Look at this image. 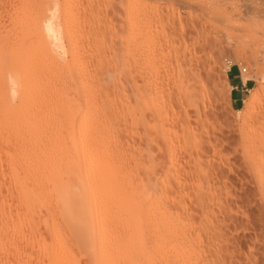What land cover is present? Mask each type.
Listing matches in <instances>:
<instances>
[{"label":"rangeland","instance_id":"1","mask_svg":"<svg viewBox=\"0 0 264 264\" xmlns=\"http://www.w3.org/2000/svg\"><path fill=\"white\" fill-rule=\"evenodd\" d=\"M33 2L0 0V78L5 58L13 51V31L22 20L57 8L71 28L56 24L52 33L43 27L46 42L52 45L59 34L61 45L50 53L36 48L29 56L31 69H39V86L18 91L0 84V136L60 134L69 106L62 97L63 83L78 68H86V85L79 88L74 104L83 108L82 126L87 132H121L128 168L154 169H142L137 177L147 185L157 181L164 206H170L176 221L183 220L176 222H183L186 230L181 231L184 236L176 234L179 247L187 248L189 237L201 248L204 264H264V188L248 152L264 133V0H49L42 7ZM136 6L148 7L151 15L142 26L144 37L126 22ZM95 44L108 48L95 51ZM97 52L104 64L100 67L94 60L90 67ZM197 63L204 70L200 80L206 83L195 80ZM231 66L247 68L243 78L249 91L239 106L231 100ZM117 75L116 84L112 77ZM93 78L108 82L95 88ZM255 90L261 96L251 107ZM12 124L16 130H11ZM4 168L6 164H0V197L10 201V173ZM41 214L63 228L60 219ZM27 224L22 226L25 232ZM39 231L37 236L49 238L42 226ZM150 236L142 235L139 244L148 243L152 250L155 240ZM8 244L0 245V264H47L37 248L23 244L15 252ZM86 260L83 256L81 263Z\"/></svg>","mask_w":264,"mask_h":264},{"label":"bare ground","instance_id":"2","mask_svg":"<svg viewBox=\"0 0 264 264\" xmlns=\"http://www.w3.org/2000/svg\"><path fill=\"white\" fill-rule=\"evenodd\" d=\"M48 1L34 0L33 3L37 7H42L45 6V3L48 5ZM148 9L145 6L144 8L136 6L129 12L126 22L131 24V27L133 26V30L136 28V33L140 32L138 36H143V34L141 35L143 33L142 26L147 21V17L151 16H148ZM223 15L225 14L223 13ZM70 23L72 22H69L68 25H71ZM56 24L67 25H64L57 8H52L48 13L37 18L31 17L20 22L13 31V51L5 58L1 67V85H10L14 90L26 91L41 84L38 79L39 69H31L29 56L36 48L42 53H50L53 46L61 45L59 34L55 35L52 45L46 42V37L43 34L45 26L55 33ZM69 27L66 26V30ZM140 38L142 39V37ZM91 44L93 45V43ZM106 44L103 46L105 47ZM97 45L95 44L96 50L93 47V51L103 50V46L98 48ZM73 47L74 45H72ZM106 47L108 48V46ZM109 47L111 46L109 45ZM101 54L97 52L95 59L91 57L92 53L89 54L93 59L90 60L91 63L89 62L90 67L95 64L92 63L94 60L96 62L98 60L100 67L104 64H101V61L103 62ZM91 58L88 56L87 60ZM197 64L195 80L199 78L196 81L199 84L200 82L204 83L205 81L200 80L203 67H200V63ZM78 69L77 74L71 73V78L63 83L62 97L69 106H66L68 110L64 113L60 134L53 135L44 131L0 136V164L2 168L6 164L4 169L10 173L6 190L13 197L10 201L3 199L4 195L2 198L0 197V245L4 248L5 244L10 243L8 245L12 246L15 252L21 251L23 244L33 246L39 250L41 258L47 264H82L83 256L87 258L86 264H204L205 262L202 260L204 258L201 257L202 253L200 254L201 251H199L201 248H196L192 239L188 240V237L185 241L187 248L184 246L180 248L178 242L180 239H176V234L179 232L181 234L186 230L183 229L184 227L182 228L183 222L182 226L176 223L179 220L176 221L170 210L167 209L170 206H164L163 195L161 196V192L158 190V182L152 181L151 185H147L148 181L145 183L144 179L142 182L139 180V176L137 177V173H140L138 171L143 169L149 172L153 168H128L129 165L126 164V155L121 142V132L111 135L107 131L108 129L99 128H92L89 132L85 131V127L82 126L84 116L81 115L83 108L79 105L74 106L79 95V88L86 85V68ZM115 77L112 79L117 84L118 75ZM92 80V86L95 88H103V83L108 82L106 78L103 80L93 78ZM70 90L71 93H69ZM259 96H261L260 90H255L248 104L252 107ZM250 112H253V109ZM248 115H250L249 112ZM146 122L148 121L144 123ZM11 126V130H16L14 124ZM142 128L144 129L143 126ZM52 147L53 150H51ZM248 152H250L252 164L258 167L254 171L258 175L263 189L264 133L253 143L251 151ZM199 184L201 185L198 183L197 186H200ZM202 188L204 185L201 186V190ZM2 189L3 185H0L1 196ZM172 212L174 211L172 210ZM41 213H45V217H52L53 221L60 219L63 222V228H59L56 223L50 224ZM144 217L145 222H143ZM25 222L28 223V233L22 230ZM41 226L47 232L48 239L41 237L42 234L37 236ZM184 234L181 235L184 236ZM142 235L154 237L155 241L152 240L155 243L151 240L154 243V246H151L152 250L148 243L139 244ZM33 236L40 239L36 240ZM196 237L193 240H196ZM146 239L148 240V237ZM152 243L149 241V244Z\"/></svg>","mask_w":264,"mask_h":264},{"label":"crops","instance_id":"3","mask_svg":"<svg viewBox=\"0 0 264 264\" xmlns=\"http://www.w3.org/2000/svg\"><path fill=\"white\" fill-rule=\"evenodd\" d=\"M229 82L231 85V100L239 106L245 100L249 91V82L243 78V74L239 71V66H233L228 71Z\"/></svg>","mask_w":264,"mask_h":264},{"label":"built area","instance_id":"4","mask_svg":"<svg viewBox=\"0 0 264 264\" xmlns=\"http://www.w3.org/2000/svg\"><path fill=\"white\" fill-rule=\"evenodd\" d=\"M231 67H233V66H231ZM239 71L241 74H243V72L247 71V68L246 67H243V68L239 67Z\"/></svg>","mask_w":264,"mask_h":264}]
</instances>
